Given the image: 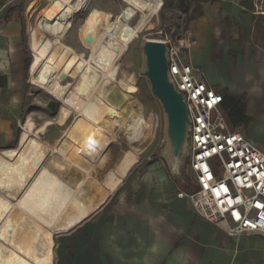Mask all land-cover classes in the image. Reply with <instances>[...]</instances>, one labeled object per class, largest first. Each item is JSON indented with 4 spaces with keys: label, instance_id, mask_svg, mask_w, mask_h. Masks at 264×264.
Listing matches in <instances>:
<instances>
[{
    "label": "crops",
    "instance_id": "1",
    "mask_svg": "<svg viewBox=\"0 0 264 264\" xmlns=\"http://www.w3.org/2000/svg\"><path fill=\"white\" fill-rule=\"evenodd\" d=\"M88 1L48 0L39 15L38 29L31 27L34 37L29 38L30 45L19 23L0 21V99L10 93L13 100L23 101L29 47L33 83L36 77L46 91L59 96L63 82L74 74L68 62L56 63L55 48L50 47L48 54L43 52L41 44L46 41L37 39L36 34L44 28L54 34L61 19L71 18L72 12ZM166 2L137 0L138 10L152 16ZM177 2L191 14L190 18L194 17L185 30L191 34L192 43L184 48L182 56L199 70V79L217 93L227 90L247 98L252 122L244 135L264 153V0ZM88 18L97 19L94 32L106 33L108 26L100 11L93 10ZM127 26L123 20H116L114 33L120 34ZM80 33L88 34V27ZM81 39L88 41L87 37ZM55 42L62 44L59 40L51 43ZM105 47L113 51L118 48ZM97 64L118 67L119 59H98ZM105 80L117 85L114 79L102 77L90 90L87 77L76 76L81 90H72L80 99L79 105L72 107L74 116L82 114L84 105ZM125 108L124 120L128 119L122 124L128 131L129 144L143 153L154 136L156 120L153 115L146 117L142 105L132 102ZM70 122L53 144L27 131L19 152L0 154V264H264V238H230L199 217L186 200L178 197L179 192L192 189V183L190 189L185 187V171L172 173V178L160 159L143 158L119 188L108 190L110 196L104 204L76 221L78 211H86L87 199L95 197L89 195L90 188H106L92 180L71 187L49 171L50 163L60 157L61 162L55 163L58 168L81 172L78 169L83 164L84 146L69 134L74 125ZM7 124L0 121V130ZM63 148L69 153L62 152ZM24 149L25 155L18 157ZM55 235L63 237L53 258Z\"/></svg>",
    "mask_w": 264,
    "mask_h": 264
},
{
    "label": "rangeland",
    "instance_id": "2",
    "mask_svg": "<svg viewBox=\"0 0 264 264\" xmlns=\"http://www.w3.org/2000/svg\"><path fill=\"white\" fill-rule=\"evenodd\" d=\"M47 5L48 0H0V21L1 23L11 21L19 23L24 38L30 45L29 38L34 37L30 32L31 27L38 29L39 15ZM177 5V0H167L160 12L150 16L138 10L137 0H89L80 4V7L72 12L71 18L61 19L54 34H50L45 28L44 32L36 34L37 39L46 41L41 44V49H45L43 52L48 54L50 47L55 48L57 50L56 63L59 65L68 62L74 76L63 82L62 91L58 97L46 91L37 82L36 77L33 83V55L29 47L28 65H30L29 71L27 67L25 71L23 101L18 103L13 100L10 93L0 99V121L8 123L6 129L0 130V154L19 152L22 139L27 131L38 136L44 143L53 144L56 142L71 119L75 118L70 122L72 124L76 122V117H79V115L74 116L72 111V107L78 106L80 100L72 92L73 88L74 92L81 90V82L75 81L76 76H86L90 90L99 83L98 79L104 77L109 80L114 79V82L129 94L126 101L121 104L123 108L133 102L135 106H143L146 117L154 116L156 126L153 138L146 144L143 153H137L129 144L128 131L123 125L124 122L120 128L111 129L106 121L101 127L99 125L97 130L91 131L93 149L96 146L99 152L95 161L84 156L83 164L78 169L81 172L78 173L67 167L58 168L55 163L61 162L59 160L61 158L56 157V162L50 163L49 171L71 187H74L77 182L86 183L88 180H92L95 185H104L106 190H115L124 183L128 173L143 158L148 161L160 159L164 162L172 178L174 176L172 173L176 174L178 173L176 171L184 170L186 182L191 181L193 187V173L189 169L188 139L183 149L175 154L173 141L170 137L168 115L165 113L161 101L152 94L153 91L151 92L152 85L146 74L148 64L144 52L147 41L168 39L172 46L178 47L181 54L185 52L184 48L187 47H180L178 42L188 38L185 30L191 14ZM93 10L102 13L108 26L106 33L94 32L98 29L97 19H87ZM45 19L47 21L48 18ZM118 19L129 25L120 34L114 33L113 30ZM93 21L94 23H92ZM41 23L45 25L43 19H41ZM87 27L89 33L81 34L80 30L87 29ZM81 37H87L88 41H82ZM55 40L66 45L68 51L64 50L65 46L60 43H51ZM105 45L121 46L119 53H116V58L119 59L118 67L97 64L98 55ZM35 65L38 66V63L36 62ZM83 84L85 85L86 81H83ZM127 119L128 117L124 121L126 122ZM238 132L244 134L243 130H238ZM62 152L69 153L67 148H63ZM25 153L24 149L18 157H23ZM212 162L217 169L221 167L219 159H214ZM78 164L80 166L81 161ZM89 192L90 196L95 194L93 188H90ZM62 237L63 235L54 236L53 258Z\"/></svg>",
    "mask_w": 264,
    "mask_h": 264
},
{
    "label": "built area",
    "instance_id": "3",
    "mask_svg": "<svg viewBox=\"0 0 264 264\" xmlns=\"http://www.w3.org/2000/svg\"><path fill=\"white\" fill-rule=\"evenodd\" d=\"M160 42L167 46L169 81L182 95L189 118V167L195 183L178 197L230 238H264V153L230 129L221 110L223 96L199 79V70L185 61L178 47L169 39ZM191 43L190 33L178 42L180 47Z\"/></svg>",
    "mask_w": 264,
    "mask_h": 264
},
{
    "label": "bare ground",
    "instance_id": "4",
    "mask_svg": "<svg viewBox=\"0 0 264 264\" xmlns=\"http://www.w3.org/2000/svg\"><path fill=\"white\" fill-rule=\"evenodd\" d=\"M119 50H121L120 45H118V48L115 50L116 52L105 47L98 55V59L112 60L116 57V53H118ZM126 99L127 94L124 90L115 85L112 81L105 80L98 86L88 102L84 105L82 114L76 119L69 134L71 136H77L80 139L84 146L83 153L87 159L95 161L99 155L96 146H94L93 149L91 131L95 129L97 130L99 125L101 127L106 121L111 126V129L119 127L122 124L127 111V108L121 106ZM94 190V199H87L85 204L87 207L86 211L83 213V211L81 212V210H79L75 217L76 221H79L86 215L88 216L90 213L94 212L104 204L110 196L106 189L94 188Z\"/></svg>",
    "mask_w": 264,
    "mask_h": 264
},
{
    "label": "water",
    "instance_id": "5",
    "mask_svg": "<svg viewBox=\"0 0 264 264\" xmlns=\"http://www.w3.org/2000/svg\"><path fill=\"white\" fill-rule=\"evenodd\" d=\"M153 94L161 101L170 121V137L175 154L183 149L187 140L189 123L187 106L181 94L170 83L168 77L167 46L160 41H147L144 46ZM188 139V143H189Z\"/></svg>",
    "mask_w": 264,
    "mask_h": 264
},
{
    "label": "trees",
    "instance_id": "6",
    "mask_svg": "<svg viewBox=\"0 0 264 264\" xmlns=\"http://www.w3.org/2000/svg\"><path fill=\"white\" fill-rule=\"evenodd\" d=\"M193 19L194 17L188 21H192ZM219 93L223 96L221 110L230 129L232 131H246L252 122V119L247 114V98L231 94L227 90H221ZM190 185L191 181L187 182L186 189H190Z\"/></svg>",
    "mask_w": 264,
    "mask_h": 264
}]
</instances>
